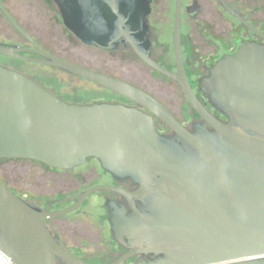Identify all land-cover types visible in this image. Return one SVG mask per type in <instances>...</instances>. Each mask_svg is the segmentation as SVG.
I'll return each mask as SVG.
<instances>
[{"label": "water", "instance_id": "obj_1", "mask_svg": "<svg viewBox=\"0 0 264 264\" xmlns=\"http://www.w3.org/2000/svg\"><path fill=\"white\" fill-rule=\"evenodd\" d=\"M54 2L66 28L84 44L113 50L127 42L143 61L169 74L214 130L197 127L192 133L143 91L45 53L0 8L35 47L0 45V55L91 81L138 104L176 134H159L152 116L138 108L71 104L0 66V160L26 159L70 170L94 158L116 178L131 179L137 191L122 193L145 206L134 216L116 214L113 231L134 254H152L147 264H264V45L246 42L203 80V91L229 119L224 123L198 101L182 71L181 8H176L174 34L180 69L173 75L140 50L151 0ZM226 10L254 30L237 12ZM104 189L112 188L96 187L82 197ZM0 248L15 264H56L58 259L88 264L55 239L40 212L1 180Z\"/></svg>", "mask_w": 264, "mask_h": 264}, {"label": "flooded vegetation", "instance_id": "obj_2", "mask_svg": "<svg viewBox=\"0 0 264 264\" xmlns=\"http://www.w3.org/2000/svg\"><path fill=\"white\" fill-rule=\"evenodd\" d=\"M47 1L57 6L55 11L53 9L49 12L46 9L48 11L47 16L58 21L61 20L64 24L58 5L54 0ZM178 1L151 0V10L146 18V40L141 43L140 50L148 53L149 59L168 73L179 74L180 68L175 52L174 34L176 8H181L182 71L198 101L216 119L226 123L229 120L228 117L213 106L208 95L203 91L202 82L210 75V70L220 59L226 56H235L240 46L246 42L264 45V0H181L179 5ZM0 8H10L7 0H0ZM226 8H231L237 12L239 17L254 30L243 24ZM7 13L23 29L8 11ZM0 17L18 33L21 39L26 41L21 46L5 41H1L0 45L35 49L13 27L1 10ZM33 23L36 24L37 22L34 21ZM6 31V33L0 32V35L13 40L10 31ZM24 31L28 34L26 30ZM70 33L75 36L72 32ZM30 37L34 40L32 36ZM76 39L84 46L103 54L122 52L123 57L120 64L136 60L138 67L128 66L127 70H124L121 65H117L114 73L108 70V59L105 57L96 61L98 67L87 66L74 61H66L59 56L50 54L34 41L45 53L53 57L118 79L143 91L161 104L182 126L192 133L196 131L197 127H203L208 131L214 130L191 106L182 86L169 74L143 61L129 43L123 42L117 49L107 50L86 45L77 37ZM24 54L40 57L34 53ZM42 66L69 74L85 84L93 86V89L97 88L96 90L101 92V98H103L91 103L69 102L57 92L59 90L56 87L40 83L38 77L28 76L60 99L71 104L110 103L135 107L152 116L155 129L159 134L170 138L176 136L161 120L131 100L72 73L46 65ZM139 67L148 70L150 76H138ZM174 107L175 109H173ZM43 166L46 168L47 176L35 185L30 182L15 185L6 183L1 178L0 180L15 195L40 212L47 230L55 239L88 264H112L119 260H121L120 264H147L153 261L152 254H134L133 249L125 248L115 239L113 231V220L116 214L126 217L134 216L141 212L145 206L143 200L128 197L122 193L134 194L138 189L136 183L131 179L116 178L104 170L99 161L94 158H88L84 164L70 170ZM102 186L112 189L97 190L85 198L82 197L89 190ZM68 210L71 211L64 213ZM56 264L64 263L58 259Z\"/></svg>", "mask_w": 264, "mask_h": 264}, {"label": "rangeland", "instance_id": "obj_3", "mask_svg": "<svg viewBox=\"0 0 264 264\" xmlns=\"http://www.w3.org/2000/svg\"><path fill=\"white\" fill-rule=\"evenodd\" d=\"M7 3L10 8L5 9L50 54L59 56L66 61L95 67H98L96 61L105 57L108 59V70L113 72L117 69V65H121L124 70H127L128 66L138 67L136 60L120 64L123 57L122 52L103 54L81 44L66 29L61 20L58 21L47 16L48 11L51 12L53 9L55 11L57 8L56 5L47 0H7ZM34 21L37 23L34 24ZM6 30L10 31L13 40L0 35V42L5 41L17 46L25 44L26 41L21 39L18 33L0 17V32L6 33ZM0 65L33 78L38 77L40 83L56 87L59 90L57 92L69 102L91 103L103 99L101 92L96 90L97 88L93 89V86L52 68L2 55H0ZM138 70V76H150L148 70L146 71L142 67H139ZM45 176H47L46 168L40 163L26 159L0 160V178L6 183L20 185L30 182L35 185Z\"/></svg>", "mask_w": 264, "mask_h": 264}, {"label": "built area", "instance_id": "obj_4", "mask_svg": "<svg viewBox=\"0 0 264 264\" xmlns=\"http://www.w3.org/2000/svg\"><path fill=\"white\" fill-rule=\"evenodd\" d=\"M0 264H15L0 248Z\"/></svg>", "mask_w": 264, "mask_h": 264}]
</instances>
